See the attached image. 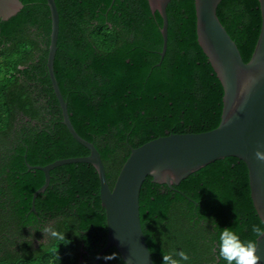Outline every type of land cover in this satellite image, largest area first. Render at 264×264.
<instances>
[{"label":"trees","instance_id":"obj_1","mask_svg":"<svg viewBox=\"0 0 264 264\" xmlns=\"http://www.w3.org/2000/svg\"><path fill=\"white\" fill-rule=\"evenodd\" d=\"M0 21V264H94L106 239L99 179L91 164H63L44 175L30 166L89 151L62 123L46 69L50 12L46 0ZM59 15L54 75L77 134L101 157L112 189L130 148L170 133H201L220 122L223 89L196 41L194 0H169L167 41L147 0H55ZM216 14L242 60L261 26L258 0H221ZM141 228L154 264L184 251L182 264H227L219 235L242 241L263 227L250 198L248 169L235 157L215 160L177 186L147 177L139 193ZM51 224L64 239L34 247L23 239ZM22 239V240H21ZM98 264H125L119 254ZM179 259V257H174Z\"/></svg>","mask_w":264,"mask_h":264},{"label":"water","instance_id":"obj_2","mask_svg":"<svg viewBox=\"0 0 264 264\" xmlns=\"http://www.w3.org/2000/svg\"><path fill=\"white\" fill-rule=\"evenodd\" d=\"M169 0H147L152 13L162 20L160 34L162 58L166 50ZM221 0H194L196 41L206 56L222 89V110L218 126L201 133H170L152 139L130 153L121 166L112 189L109 188L104 166L95 146L80 137L73 128L67 104L54 75L53 62L59 29V15L55 0H46L50 12V35L46 69L55 98L59 104L62 123L70 135L83 145L89 154L58 159L45 166H30L44 175V183L33 194V202L49 183V171L59 165L83 162L91 164L99 179L100 204L105 212L106 239L95 263L110 247H114L125 264H154L146 243L139 216V193L147 177L156 184L177 186L191 173L207 164L235 157L248 169V183L252 205L264 221V162L255 153L264 152V0H258L261 26L250 59L242 60L235 42L217 17ZM23 4L20 0H0V21L15 16ZM155 169V171H153ZM264 227V223H262ZM257 255L264 264V237L256 238Z\"/></svg>","mask_w":264,"mask_h":264},{"label":"clouds","instance_id":"obj_3","mask_svg":"<svg viewBox=\"0 0 264 264\" xmlns=\"http://www.w3.org/2000/svg\"><path fill=\"white\" fill-rule=\"evenodd\" d=\"M257 160L264 162V152L257 151L255 153ZM155 171V169L153 170ZM264 223V221H262ZM40 231L46 234L47 239H64V233H60L51 225H45L40 228ZM252 232L257 238L264 237V227L259 225L252 226ZM258 243L255 240L244 242L231 229L225 228L219 235V251L218 257L227 264H260L261 257L257 255ZM174 257H179L176 259ZM118 258L117 253L105 255L104 260H114ZM190 258L184 251H173L169 254H163V264H182Z\"/></svg>","mask_w":264,"mask_h":264},{"label":"flooded vegetation","instance_id":"obj_4","mask_svg":"<svg viewBox=\"0 0 264 264\" xmlns=\"http://www.w3.org/2000/svg\"><path fill=\"white\" fill-rule=\"evenodd\" d=\"M23 239L30 240L34 247L47 242L46 234L40 231L38 234L31 230ZM22 240V239H21Z\"/></svg>","mask_w":264,"mask_h":264}]
</instances>
